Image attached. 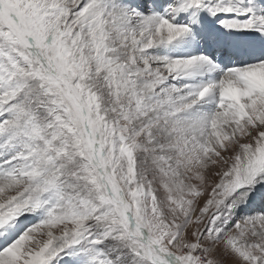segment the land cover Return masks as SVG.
<instances>
[{"label": "snow or ice", "instance_id": "obj_1", "mask_svg": "<svg viewBox=\"0 0 264 264\" xmlns=\"http://www.w3.org/2000/svg\"><path fill=\"white\" fill-rule=\"evenodd\" d=\"M0 264H264V0H0Z\"/></svg>", "mask_w": 264, "mask_h": 264}]
</instances>
